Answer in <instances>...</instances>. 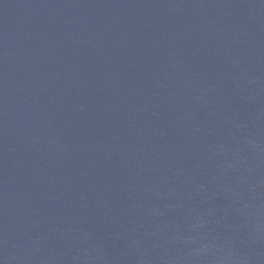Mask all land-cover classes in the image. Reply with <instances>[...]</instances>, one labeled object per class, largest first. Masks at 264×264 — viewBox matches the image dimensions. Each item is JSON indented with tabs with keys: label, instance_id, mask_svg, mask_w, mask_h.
Wrapping results in <instances>:
<instances>
[{
	"label": "water",
	"instance_id": "95a60500",
	"mask_svg": "<svg viewBox=\"0 0 264 264\" xmlns=\"http://www.w3.org/2000/svg\"><path fill=\"white\" fill-rule=\"evenodd\" d=\"M0 264H264V0H0Z\"/></svg>",
	"mask_w": 264,
	"mask_h": 264
}]
</instances>
